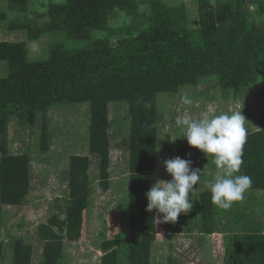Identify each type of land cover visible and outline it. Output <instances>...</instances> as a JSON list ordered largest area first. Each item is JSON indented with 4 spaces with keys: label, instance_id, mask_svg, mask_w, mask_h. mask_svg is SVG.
Returning <instances> with one entry per match:
<instances>
[{
    "label": "trees",
    "instance_id": "obj_1",
    "mask_svg": "<svg viewBox=\"0 0 264 264\" xmlns=\"http://www.w3.org/2000/svg\"><path fill=\"white\" fill-rule=\"evenodd\" d=\"M13 17L8 26L24 30L29 41L55 32L70 41H53L44 58L32 59L27 41L0 40V61L7 64L0 75V262L6 257L2 237L3 204L24 205L33 180L32 153H13L8 147L10 122L40 127V152L52 143L49 110L55 104H89V150L69 159L65 216L55 213L38 228L42 264H61L65 239L82 237L85 214L95 192L91 168L96 162L98 185L111 188V104L128 105L130 126L121 138L127 153L129 193L127 232L119 218L100 243L101 264H153L154 244L167 233L163 214L147 211L146 193L158 177L160 134L165 125L159 96L175 94L186 86L213 82L224 97L249 98L262 88L260 127L247 130L241 174L252 178L244 198L264 191V0H197L193 22L185 2L148 1L152 15L141 13L139 0H50L36 17L26 16L30 0H4ZM256 9L257 16L251 10ZM120 11L145 26L126 28L116 44L109 38H92L107 30L112 13ZM9 17L0 11V19ZM43 21H39V19ZM130 36V37H128ZM77 41H88L75 47ZM145 102L151 107L145 108ZM197 148L182 144L179 157L190 159ZM198 193L200 221L197 231L213 235L232 225L230 237L221 241L223 264H264V227L241 210L240 218L220 220L219 207L209 188L194 186ZM243 206V205H242ZM248 215V216H247ZM223 223V224H222ZM193 231V229H190ZM221 234V233H220ZM35 246L17 239L12 264H33Z\"/></svg>",
    "mask_w": 264,
    "mask_h": 264
},
{
    "label": "rangeland",
    "instance_id": "obj_2",
    "mask_svg": "<svg viewBox=\"0 0 264 264\" xmlns=\"http://www.w3.org/2000/svg\"><path fill=\"white\" fill-rule=\"evenodd\" d=\"M50 0H30L26 16L36 17L37 12L46 10ZM140 1V10L146 16L152 15V8L148 1ZM171 4L185 2L193 22L197 0H167ZM8 10L9 17L0 19V40L27 41L32 59L44 58L53 41H67L66 33L55 32L44 35L36 41H29L24 30H12L8 24L13 17L23 18L24 14L12 12L8 3L0 0V11ZM251 10L257 16L256 9ZM39 19V21H43ZM145 17L135 19L125 12L116 11L109 19L107 30L94 31L92 38H109L116 44L126 28L145 26ZM130 37V36H128ZM88 41H77L75 47L87 45ZM8 66L0 61V75L7 73ZM213 82L203 81L198 86H186L175 94L163 93L159 96L160 110L164 114L165 125L160 134L158 149V177L169 181L172 177L167 173L163 161L179 156L180 146L188 143L183 138L184 133L176 124L177 116L188 115L198 119L202 115L213 116L222 112L242 111L245 116L247 130L260 127L262 110V88L252 91L249 98L235 99L232 96L224 97ZM188 95L193 100L192 105H184L181 96ZM111 188L104 190L98 185V168L94 162L91 175L95 183V192L91 198L89 209L85 214L82 237L77 241L65 239V254L61 264H101L102 251L100 243L108 228L113 227L119 218L123 219V228L127 232L129 193V172L127 153L121 147L122 136L127 135L130 126L128 105L122 102L111 104ZM52 143L48 152H40V127L29 128L21 125L16 119L11 120L8 132V147L13 153L29 150L32 153L33 180L31 192L24 205L3 204L4 227L1 239L5 245L6 257L0 264H12V251L17 239L34 244L33 264H42V241L39 239L37 228L48 218L57 213L65 216V202L68 195L69 159L73 154H90L89 150V104L78 103L55 104L49 110ZM194 168L203 170L201 188H208L207 184L213 181L217 168L211 156L199 149L192 156ZM198 193L190 195L193 208L188 213H182L175 222H166L167 233L160 236L154 244L153 264H223L224 253L219 250L222 240L230 237L228 231L232 225L220 228V233L202 234L197 231V222L200 221V207ZM243 205V206H242ZM253 219L261 221L264 227V191L258 190L250 198L234 202L230 209L219 208L220 220L230 219L231 223L240 218L241 210ZM247 215V216H248ZM223 224V223H222ZM193 229V231H190ZM227 237V238H226Z\"/></svg>",
    "mask_w": 264,
    "mask_h": 264
},
{
    "label": "clouds",
    "instance_id": "obj_3",
    "mask_svg": "<svg viewBox=\"0 0 264 264\" xmlns=\"http://www.w3.org/2000/svg\"><path fill=\"white\" fill-rule=\"evenodd\" d=\"M184 105H192L188 95L181 96ZM145 108H150L145 102ZM246 118L242 111L222 112L213 116L202 115L198 119L188 115L177 116L176 124L184 133L188 144L211 156L217 171L213 181L207 184L211 200L217 207L227 210L234 202L242 201L252 186V178L241 174L243 150L247 142ZM172 177L165 181L157 179L146 193L147 211L163 214L164 222H175L182 213L193 208L190 193L197 190L203 170L191 167L190 159L179 156L163 161Z\"/></svg>",
    "mask_w": 264,
    "mask_h": 264
}]
</instances>
